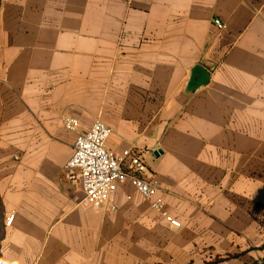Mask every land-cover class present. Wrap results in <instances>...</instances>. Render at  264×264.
Here are the masks:
<instances>
[{
	"label": "crops",
	"instance_id": "crops-1",
	"mask_svg": "<svg viewBox=\"0 0 264 264\" xmlns=\"http://www.w3.org/2000/svg\"><path fill=\"white\" fill-rule=\"evenodd\" d=\"M95 121L181 227L130 182L83 203ZM0 230V264L261 262L264 0H0Z\"/></svg>",
	"mask_w": 264,
	"mask_h": 264
},
{
	"label": "built area",
	"instance_id": "built-area-1",
	"mask_svg": "<svg viewBox=\"0 0 264 264\" xmlns=\"http://www.w3.org/2000/svg\"><path fill=\"white\" fill-rule=\"evenodd\" d=\"M214 22L218 28L226 27L220 19L216 18ZM63 123L68 129L76 131L79 119L65 116ZM111 134L109 126L95 121L87 132L76 136L73 154L66 162L65 170L70 180L81 182L84 189L83 203L91 207L110 203L119 186L130 182L173 227H181L179 220L169 216L163 199L157 197L156 184L142 175L147 170L142 157L132 154L130 149L116 153L107 148L106 142ZM111 209H116V205L112 204ZM14 217V214L10 215L5 225L10 226Z\"/></svg>",
	"mask_w": 264,
	"mask_h": 264
},
{
	"label": "trees",
	"instance_id": "trees-1",
	"mask_svg": "<svg viewBox=\"0 0 264 264\" xmlns=\"http://www.w3.org/2000/svg\"><path fill=\"white\" fill-rule=\"evenodd\" d=\"M1 239H2V231L0 230V242H1ZM0 262H1V252H0ZM245 264H248V263H245ZM250 264H264V258L261 262H254Z\"/></svg>",
	"mask_w": 264,
	"mask_h": 264
}]
</instances>
